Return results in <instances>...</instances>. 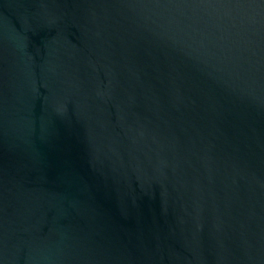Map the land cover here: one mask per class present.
<instances>
[{"label":"water","instance_id":"1","mask_svg":"<svg viewBox=\"0 0 264 264\" xmlns=\"http://www.w3.org/2000/svg\"><path fill=\"white\" fill-rule=\"evenodd\" d=\"M0 264H264V0H0Z\"/></svg>","mask_w":264,"mask_h":264}]
</instances>
